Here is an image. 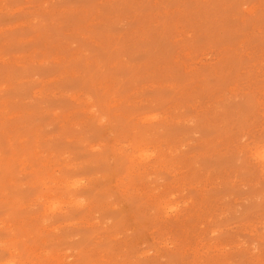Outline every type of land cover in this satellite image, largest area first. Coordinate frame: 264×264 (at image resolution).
<instances>
[{"label":"rangeland","instance_id":"1","mask_svg":"<svg viewBox=\"0 0 264 264\" xmlns=\"http://www.w3.org/2000/svg\"><path fill=\"white\" fill-rule=\"evenodd\" d=\"M264 0H0V264H264Z\"/></svg>","mask_w":264,"mask_h":264},{"label":"snow or ice","instance_id":"2","mask_svg":"<svg viewBox=\"0 0 264 264\" xmlns=\"http://www.w3.org/2000/svg\"><path fill=\"white\" fill-rule=\"evenodd\" d=\"M248 144L246 145V150L252 159L259 158V161L264 165V135L261 136L259 143H254L252 138H247Z\"/></svg>","mask_w":264,"mask_h":264}]
</instances>
